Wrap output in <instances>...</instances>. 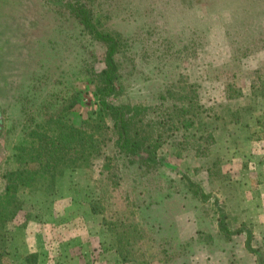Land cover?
Wrapping results in <instances>:
<instances>
[{"label":"rangeland","instance_id":"obj_1","mask_svg":"<svg viewBox=\"0 0 264 264\" xmlns=\"http://www.w3.org/2000/svg\"><path fill=\"white\" fill-rule=\"evenodd\" d=\"M81 9L120 41L112 102L177 118L198 95L168 165L109 143L104 176L89 152L106 47ZM0 113V198L5 172L47 169L0 203V264H264V0H0Z\"/></svg>","mask_w":264,"mask_h":264},{"label":"trees","instance_id":"obj_2","mask_svg":"<svg viewBox=\"0 0 264 264\" xmlns=\"http://www.w3.org/2000/svg\"><path fill=\"white\" fill-rule=\"evenodd\" d=\"M77 16L84 28L106 47L103 59L104 67L99 71L93 72V76L95 75L96 94L99 102L94 122L97 125V129L104 130V132L101 133V136H96L95 133L92 132L90 135L92 145L89 146V152L94 157L100 158L103 161L100 164V171L105 176L106 169H108L107 174L111 172L110 169H113L111 164L112 157L104 155L102 152V148L109 143H112L113 147L123 158H127L128 161L137 164V167L168 165L166 160L164 158H159L157 154V150L161 144L160 139L163 138V132L165 130H170L172 127L179 128L180 126H186L187 122L185 120L189 121V125L198 122H194L195 119L200 118L202 112V105L198 101V95L190 98L187 95V104L179 108L177 118H175L171 112L162 116V119L145 117V114H147L149 110L152 112L156 111L155 105L134 106L112 102L110 98L116 95V83L120 77L119 62L116 58V54L120 51V41L114 34L99 29L88 10L81 9L77 13ZM191 87L192 84L188 83L187 88L189 91L193 90ZM164 97L165 95H161L162 99ZM186 113L187 118H181V116ZM106 117L112 120L111 126L105 123ZM189 125H187V127ZM42 147L43 145L40 143L39 150L38 152L36 151L37 154L41 152ZM40 154H38V158ZM24 155V151L21 150L19 159L22 160ZM106 160H108L109 163H106ZM46 172L47 169L33 170L29 166H23L13 171L5 172L4 192L0 198V203L4 201L11 202V193L17 190L15 186L19 184L33 185L36 183L37 179L43 178ZM112 173L117 174V172L114 171H112ZM25 177L26 179H24ZM13 185L15 186L13 187ZM0 208L2 209L3 207ZM92 209L95 211V205H93ZM220 227L226 233H231L227 230L222 221L220 222ZM248 233L250 236L251 232ZM249 247L250 240L247 241V248ZM2 254L3 253L0 252V256H2ZM36 257L37 254L35 252L27 254V264H30L32 261L35 262Z\"/></svg>","mask_w":264,"mask_h":264},{"label":"flooded vegetation","instance_id":"obj_3","mask_svg":"<svg viewBox=\"0 0 264 264\" xmlns=\"http://www.w3.org/2000/svg\"><path fill=\"white\" fill-rule=\"evenodd\" d=\"M1 127H2V115L0 113V130H1Z\"/></svg>","mask_w":264,"mask_h":264}]
</instances>
